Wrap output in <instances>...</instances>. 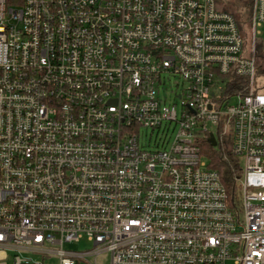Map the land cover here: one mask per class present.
Masks as SVG:
<instances>
[{"label":"built area","instance_id":"1","mask_svg":"<svg viewBox=\"0 0 264 264\" xmlns=\"http://www.w3.org/2000/svg\"><path fill=\"white\" fill-rule=\"evenodd\" d=\"M251 3L247 38L216 0H0V264H264ZM219 130L233 203L201 153Z\"/></svg>","mask_w":264,"mask_h":264},{"label":"trees","instance_id":"2","mask_svg":"<svg viewBox=\"0 0 264 264\" xmlns=\"http://www.w3.org/2000/svg\"><path fill=\"white\" fill-rule=\"evenodd\" d=\"M249 6H250V11L244 14V16H247V18L251 16L252 3H250ZM231 12L238 20L243 33H245V29L243 28V23L240 20L241 15H239L236 12V10H232ZM258 57L260 59L259 62L262 64L263 56L261 52L258 54ZM217 136H218L217 146H213L210 143L208 135L204 136L201 139L200 142L201 153L207 159L208 166L219 173L222 183L229 192L230 202L233 203L234 201H237L238 198L237 191L240 180L242 179L243 176L242 159L233 151L232 132L229 131L226 134H223V132L219 130Z\"/></svg>","mask_w":264,"mask_h":264},{"label":"rangeland","instance_id":"3","mask_svg":"<svg viewBox=\"0 0 264 264\" xmlns=\"http://www.w3.org/2000/svg\"><path fill=\"white\" fill-rule=\"evenodd\" d=\"M218 4H220L221 8H224L225 10H236V12L241 15V22L243 23V28L245 29V33L247 38L248 34L250 35L251 32V18H247V16H244L247 12L250 11V3L251 0H216ZM247 18V19H246ZM264 31V30H263ZM262 37H264V32L262 34ZM174 83V80L171 78V81L168 80V86H172ZM168 96L172 97V94L170 91H168ZM238 99L236 97L232 98L230 100L231 103H236ZM150 133V131H147ZM245 161L242 160V166H245ZM67 248L75 249V250H86L93 247V243L87 239V237H83L80 242H73L66 245ZM110 255L107 253H104L103 255H100L97 259V264H109ZM58 260L52 259L48 262V264H58ZM228 264H235L232 261H229Z\"/></svg>","mask_w":264,"mask_h":264},{"label":"water","instance_id":"4","mask_svg":"<svg viewBox=\"0 0 264 264\" xmlns=\"http://www.w3.org/2000/svg\"><path fill=\"white\" fill-rule=\"evenodd\" d=\"M209 141L213 146H217L218 140L217 137L214 134H211L209 137Z\"/></svg>","mask_w":264,"mask_h":264}]
</instances>
